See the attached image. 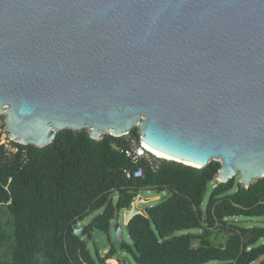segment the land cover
<instances>
[{"label":"water","instance_id":"1","mask_svg":"<svg viewBox=\"0 0 264 264\" xmlns=\"http://www.w3.org/2000/svg\"><path fill=\"white\" fill-rule=\"evenodd\" d=\"M2 115L38 147L138 127L164 159L219 161L218 182L249 187L264 177V0H0ZM159 198L138 194L124 224Z\"/></svg>","mask_w":264,"mask_h":264},{"label":"trees","instance_id":"2","mask_svg":"<svg viewBox=\"0 0 264 264\" xmlns=\"http://www.w3.org/2000/svg\"><path fill=\"white\" fill-rule=\"evenodd\" d=\"M131 136L140 141L138 127L102 139L64 129L43 147L0 144V264H131L120 251L137 264H264V226L237 220L264 217V177L249 187L238 176L218 182L219 161L197 168L153 155L154 168L144 161L145 173L128 178L125 170L138 168L123 151ZM143 189L165 196L127 225L137 246L112 243V222L120 225ZM79 226L83 236L75 233ZM96 230L111 243L104 255L90 248Z\"/></svg>","mask_w":264,"mask_h":264},{"label":"rangeland","instance_id":"3","mask_svg":"<svg viewBox=\"0 0 264 264\" xmlns=\"http://www.w3.org/2000/svg\"><path fill=\"white\" fill-rule=\"evenodd\" d=\"M4 117L5 116L2 115V119L0 120V143H3V142L8 143L10 141L9 131L6 129V122H5ZM238 177L240 179V176H238ZM209 193L207 194L206 199H208ZM139 194H141L142 196H144L146 198L163 196V195L165 196V194L159 195L155 190H148V189L141 190V192ZM161 200L162 199L159 198V199L153 200V201L145 203V204L142 203V206H144V207L153 206V205H156L159 202H161ZM102 211H103L102 209L94 211L89 216H87L85 218V220H83L81 223L83 225L89 223L96 215L100 214ZM237 220L239 221L240 225L246 226V227L264 226V217L249 218V217L243 216V217H238ZM119 222H120V225L123 226L124 239L128 243L134 244L133 240L129 236L127 226L124 224V211L120 214ZM194 231H196V230H194ZM179 233H181V232H179ZM94 235H95L94 241L90 242L91 251H92L93 255L96 256V249L99 248L101 255H104L106 252H108L109 248L111 247V243L109 241L108 234L101 231V230H96L94 232ZM110 237L112 239V243L114 242L116 245H117V242L119 243V240H118L117 235H116V221L112 222ZM195 245H197V243H195ZM118 256H121L122 258L128 259L131 262V264H137V262L135 261L133 256L127 252H121L120 251ZM112 261L117 263L116 259H112Z\"/></svg>","mask_w":264,"mask_h":264},{"label":"built area","instance_id":"4","mask_svg":"<svg viewBox=\"0 0 264 264\" xmlns=\"http://www.w3.org/2000/svg\"><path fill=\"white\" fill-rule=\"evenodd\" d=\"M123 151H125L126 155L131 158L134 164L138 165V168L135 171L131 170L130 168L125 170L126 176L128 178L140 177L145 173V166L141 164L144 161L150 163V165L154 168V159L152 158L154 154L146 148L141 139L139 141L134 136H131L129 138L127 148H125ZM106 262L108 264H117L116 262L112 261V258L108 259Z\"/></svg>","mask_w":264,"mask_h":264},{"label":"bare ground","instance_id":"5","mask_svg":"<svg viewBox=\"0 0 264 264\" xmlns=\"http://www.w3.org/2000/svg\"><path fill=\"white\" fill-rule=\"evenodd\" d=\"M145 144V143H144ZM145 146H146V148L150 151V152H152L155 156H157V157H160V158H170V156L168 155V154H166V153H164V152H161V151H159V150H156V149H154V148H152L151 146H149V145H147V144H145ZM171 159V158H170Z\"/></svg>","mask_w":264,"mask_h":264},{"label":"flooded vegetation","instance_id":"6","mask_svg":"<svg viewBox=\"0 0 264 264\" xmlns=\"http://www.w3.org/2000/svg\"><path fill=\"white\" fill-rule=\"evenodd\" d=\"M108 259H110V258H108ZM112 259H116L117 260V264H121V262H120V260L118 258H112Z\"/></svg>","mask_w":264,"mask_h":264}]
</instances>
